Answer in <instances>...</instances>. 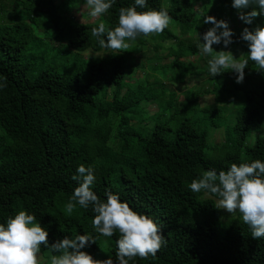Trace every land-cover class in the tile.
Listing matches in <instances>:
<instances>
[{
    "label": "trees",
    "instance_id": "1",
    "mask_svg": "<svg viewBox=\"0 0 264 264\" xmlns=\"http://www.w3.org/2000/svg\"><path fill=\"white\" fill-rule=\"evenodd\" d=\"M263 30L264 0H0V241L28 231L65 264L104 240L79 264H264V231L221 226L209 197L264 212ZM146 38L170 58L145 77ZM194 67L211 88L157 86ZM25 242L2 264H33Z\"/></svg>",
    "mask_w": 264,
    "mask_h": 264
},
{
    "label": "rangeland",
    "instance_id": "2",
    "mask_svg": "<svg viewBox=\"0 0 264 264\" xmlns=\"http://www.w3.org/2000/svg\"><path fill=\"white\" fill-rule=\"evenodd\" d=\"M86 9H87L86 6L80 8L79 13L77 14V18L79 20H81V18L84 17L82 15V13ZM237 24L240 27L244 26V24L238 20H237ZM208 36H209V34H205L203 36H200V38L202 39V38L208 37ZM262 36H264V30L261 31L259 34V37H262ZM214 37H216V35ZM182 39L183 40L190 39L189 41L187 40V44H190V41H192L191 39L196 40L195 38H193L191 36V34L185 35V37H183ZM155 43H156V41H154V39L146 38L144 45L141 46V51L134 54L135 62L137 63V65H139V68H140V65H144V67H145V75H144L145 77H146V73H148L149 75H152L154 73L151 70V68L153 66L157 65V63L154 60L155 58H163L160 61L161 63H164V61H166L170 58V55H168L169 52L167 50L160 52L158 54L155 53V50L153 48ZM134 44L135 43H133V42L132 43L131 42L126 43V45L128 47H130ZM171 44H172L171 41L165 42L164 48L170 47ZM200 50H201V52L204 51L203 48H200ZM109 51H105V52L94 54V55L104 56ZM231 52H232L231 48H225V53L227 54V56H229ZM92 54H93L92 52H89L85 55L89 56ZM195 59H196V56L191 55L189 58H186V61L189 63H194ZM198 66L200 67L201 70H205V65L203 64L202 60H200L198 62ZM190 71L191 72L186 73L185 79L182 82L178 81L176 79L175 80H170L168 78L163 79L162 76H160L159 74L156 73L158 75V77L160 78V80L162 81L161 83H158L157 86L163 87L165 85V86L171 87L179 95L178 97H179L180 101L185 100L184 93H189L190 91L208 90L209 88H211L212 81L209 79L208 76H206V74L198 75V71L196 70L195 67L192 68ZM169 76L175 77V73L172 72L169 74ZM150 80L154 81L155 78L150 76ZM227 81H228L229 85L243 83L242 80L238 79V78L237 79L231 78V79H228ZM152 108H154V107H151V109ZM234 118H235V115L230 116V120H234ZM228 126L229 125L227 123H223L221 128H215L212 125H210L209 123H206V122L200 123V129L207 132V136H208L207 139H208L209 146L218 145V144H221L222 142L225 141V137L228 134V130H227ZM254 137H255L254 134H252L249 137L248 145H251L254 143ZM209 197L214 200L217 207L222 211V216L220 217V225L221 226L226 225L231 219H233V217L234 218L248 217V218L252 219L254 222H256L259 229L264 231V212H262V213L253 212L251 209V206L245 204L248 200V196L245 195L243 198L232 199V200H221V199L213 198L211 196H209ZM35 229H36V227H35ZM27 230H28V228H27ZM27 233H28V231L26 232L24 237H22V239H20L15 244L11 239H6L3 241H0V259L2 261L0 264L3 263L4 259L7 260V256H9L11 254L12 247L19 249L18 246L20 244L22 245L25 239L27 240V242L24 243L23 247H25L27 251H29L30 253L33 254V257H34V260H33L34 263L33 264H65V262L63 261L62 258H61L62 260H60V258L58 260L56 258H53V256L47 250L41 251L39 249L38 245L36 246L34 244L33 237H31V234H27ZM107 246H108L107 241L104 240L100 245L101 248H100L99 252L101 251V253L98 254V256L96 258H92V261L87 260L84 257L85 255L82 256L81 254L76 252L70 258V260L68 261L67 264H79V263H82L86 260L89 263L90 262L91 263H93V262L102 263L104 260L109 258V253L106 252Z\"/></svg>",
    "mask_w": 264,
    "mask_h": 264
}]
</instances>
